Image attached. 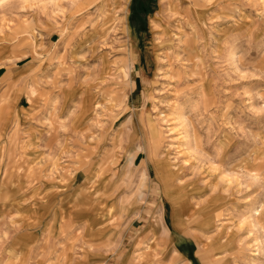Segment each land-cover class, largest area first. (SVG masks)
<instances>
[{
	"label": "rangeland",
	"instance_id": "374dc122",
	"mask_svg": "<svg viewBox=\"0 0 264 264\" xmlns=\"http://www.w3.org/2000/svg\"><path fill=\"white\" fill-rule=\"evenodd\" d=\"M0 264H264V0H0Z\"/></svg>",
	"mask_w": 264,
	"mask_h": 264
},
{
	"label": "bare ground",
	"instance_id": "6f19581e",
	"mask_svg": "<svg viewBox=\"0 0 264 264\" xmlns=\"http://www.w3.org/2000/svg\"><path fill=\"white\" fill-rule=\"evenodd\" d=\"M69 2H77L78 0H68ZM137 18V17H136ZM134 21V20H133ZM134 27V26H133ZM138 28V27H137ZM140 48V52H139V59H140V62L143 64V65H147V62H148V58H147V54H146V51L145 49H143V47H139ZM90 103V99H86L85 102H84V107L88 106ZM159 135L157 133H153V140L151 141L152 145L155 146V147H160L159 145V139H158ZM151 138V137H149ZM151 140V139H150ZM151 145V146H152ZM152 146V147H153ZM153 155V154H152ZM166 167V174L169 172V167L167 165H165ZM141 261V260H140Z\"/></svg>",
	"mask_w": 264,
	"mask_h": 264
}]
</instances>
